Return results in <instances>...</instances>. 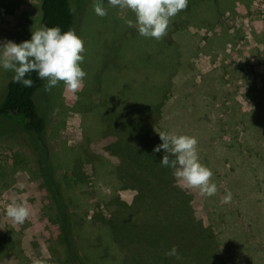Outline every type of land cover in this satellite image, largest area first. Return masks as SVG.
<instances>
[{
  "label": "rangeland",
  "instance_id": "obj_1",
  "mask_svg": "<svg viewBox=\"0 0 264 264\" xmlns=\"http://www.w3.org/2000/svg\"><path fill=\"white\" fill-rule=\"evenodd\" d=\"M102 3L107 10L103 18L95 14L94 0H83L77 14L76 34L85 46L81 67L87 73L81 90L66 92L61 82L51 92L40 93L47 109L48 149L82 256L89 264H199L181 254L179 260L167 256L171 249L151 245L142 234L159 225L158 193L165 192L164 205L184 202L174 191L178 188L191 196L195 217L206 226L205 246L212 242L198 259L264 264V31L259 39L253 37L250 18L233 15L224 17L212 32L168 31L170 56L160 69L156 56L161 40L144 38L129 28L126 21H135L130 10L111 7L108 0ZM251 10L264 23V0H254ZM41 27V0H0V44L28 41ZM171 69L168 86L164 72ZM13 76L0 67V98ZM141 82L156 87L153 99L160 103L169 90L156 132L198 140L200 162L211 169L217 185L214 196L183 187L173 175H166L162 160L156 165L126 143L110 145L114 138L109 133L118 132L110 127V117L123 113L128 88L132 84L138 88ZM3 133L0 264H65L49 220L53 207L42 190L32 149L23 138L6 139ZM110 146L128 160L113 156L107 150ZM137 166L150 175L145 178L148 187L134 186L133 180L129 184L127 174L137 172ZM20 183L23 189L17 186ZM228 192L231 202L222 203ZM12 201L26 202L30 208L23 224L6 215Z\"/></svg>",
  "mask_w": 264,
  "mask_h": 264
},
{
  "label": "trees",
  "instance_id": "obj_2",
  "mask_svg": "<svg viewBox=\"0 0 264 264\" xmlns=\"http://www.w3.org/2000/svg\"><path fill=\"white\" fill-rule=\"evenodd\" d=\"M82 1L41 0L42 27L59 26L62 32L69 29H74L76 32L77 14L82 8L80 5ZM253 1L188 0L186 10L181 11L172 18L167 35L157 44L159 46L156 56L157 67L160 69L164 68L165 60L170 56V51L167 49L168 45H170L168 44L167 36L170 34L168 31L171 30L179 31L186 28H194L212 32L213 29L216 31V27L222 23L224 17L233 15L250 18L253 37L259 39L260 34L264 31V23L261 18L256 17L252 12L251 5ZM73 7L75 8L74 15L71 12ZM237 32L242 31L237 30ZM171 72L172 69L164 72L168 77V86L171 83ZM156 75L157 77L160 75L163 79L165 76L159 71H156ZM25 78L33 80L34 84L32 87L25 88L22 84L15 83L12 77L6 86L4 97L2 94L0 98V131H4L2 136L6 139L12 136L23 138L32 149L37 172L42 181V190L48 196L49 203L53 207V216L49 220L54 226L58 245L63 249L65 264H89L80 252L69 203L65 198L62 185L56 177L55 167L48 149L47 109L43 99L40 97V93L44 90V81L39 79L36 72L28 74ZM164 88L161 87L160 89ZM156 90V87L149 83L141 82L138 88L132 84L127 90L129 93L128 105L124 107L123 113L119 114L116 112L114 117H110V122L113 123H109L110 127L113 125L114 128L118 129V132L116 133L115 130H112L109 134L110 137L114 138L110 145L112 143L116 145L126 143L134 148L130 149L135 150L138 154L145 155L149 161L159 165L157 161L162 160L164 151L161 150L159 153H154V148L162 143L156 129L161 119L162 106L164 105L163 99L168 97L169 90L159 98L162 99L161 103L158 99H153ZM150 96L152 97L149 98ZM40 101L44 107H40ZM140 105L141 109L137 110ZM107 150L121 160H128V157H125L111 146ZM172 173L173 170L167 168L166 175L171 177ZM141 175L143 179L139 178ZM149 176L146 173V168L141 166H137V172L134 171L127 174L129 184H132L130 180H133L135 183L133 185L141 188L150 185V182L145 179ZM133 185L130 186L133 187ZM174 191L179 194L180 199L184 200V202L164 205L161 200L165 199V192L161 191V194L158 193L161 212L156 213L155 220L159 225L154 226L152 231H144L142 234L147 236V240L151 241L150 243L153 246L169 249L176 246L179 254L182 255L181 257H192L199 264H213L209 261L204 263L197 257L202 254L203 249L208 246L211 247L212 242L211 244L209 242L206 246L204 244V242L209 240L203 234L206 226L203 222L196 219L194 210L191 207V196L178 188H175ZM199 226L203 229L198 230L197 227ZM3 241L4 239H0V252L3 247L1 245Z\"/></svg>",
  "mask_w": 264,
  "mask_h": 264
},
{
  "label": "clouds",
  "instance_id": "obj_3",
  "mask_svg": "<svg viewBox=\"0 0 264 264\" xmlns=\"http://www.w3.org/2000/svg\"><path fill=\"white\" fill-rule=\"evenodd\" d=\"M108 5L121 10L128 9L135 15V21L128 19L129 28H136L140 36L162 40L167 35L169 24L181 11L186 10L188 0H108ZM93 10L103 18L107 10L102 0H94ZM75 14V8H71ZM85 46L74 29L61 30L59 26H43L32 31L31 39L22 43L4 41L0 44V67L14 73L13 81L25 88L33 86L32 79L25 78L32 72L46 81L44 91L63 82L65 91L77 93L83 87L87 73L82 69ZM161 144L154 153L164 151L161 166L171 168L173 176L188 190L197 189L202 196L212 197L217 193V185L212 182L213 172L199 159L198 140L189 135H177L172 132H158ZM23 189L25 185H17ZM232 193L228 192L222 203H230ZM26 202L12 201L6 208V215L15 224H23L30 216ZM179 260L176 246L166 253Z\"/></svg>",
  "mask_w": 264,
  "mask_h": 264
}]
</instances>
